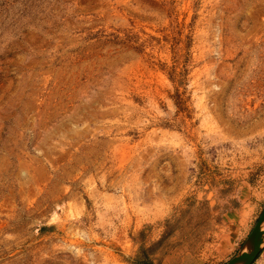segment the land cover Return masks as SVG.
Here are the masks:
<instances>
[{
    "label": "rangeland",
    "instance_id": "obj_1",
    "mask_svg": "<svg viewBox=\"0 0 264 264\" xmlns=\"http://www.w3.org/2000/svg\"><path fill=\"white\" fill-rule=\"evenodd\" d=\"M263 210L264 0H0V264H226Z\"/></svg>",
    "mask_w": 264,
    "mask_h": 264
},
{
    "label": "water",
    "instance_id": "obj_2",
    "mask_svg": "<svg viewBox=\"0 0 264 264\" xmlns=\"http://www.w3.org/2000/svg\"><path fill=\"white\" fill-rule=\"evenodd\" d=\"M264 210L241 251L226 264H252L264 245Z\"/></svg>",
    "mask_w": 264,
    "mask_h": 264
},
{
    "label": "bare ground",
    "instance_id": "obj_3",
    "mask_svg": "<svg viewBox=\"0 0 264 264\" xmlns=\"http://www.w3.org/2000/svg\"><path fill=\"white\" fill-rule=\"evenodd\" d=\"M256 72H257V71H255V72L253 73L252 78H250V80H251V79H255L256 74H257ZM257 79H258V78H257ZM261 80H262V79H261ZM241 91H242V90H241ZM262 229H264V224H263V226H262Z\"/></svg>",
    "mask_w": 264,
    "mask_h": 264
}]
</instances>
